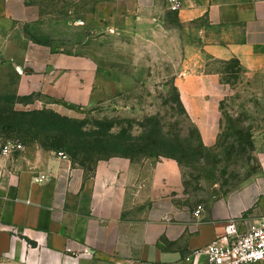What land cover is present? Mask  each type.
<instances>
[{
	"label": "crops",
	"instance_id": "obj_1",
	"mask_svg": "<svg viewBox=\"0 0 264 264\" xmlns=\"http://www.w3.org/2000/svg\"><path fill=\"white\" fill-rule=\"evenodd\" d=\"M130 10L151 30H166L176 15L213 59L264 72V0H182L179 11L168 0H131ZM3 11L5 22L18 25L5 23L1 45L23 71L18 95L90 106L121 86V78L100 71L87 55L27 41L20 28L26 0H5ZM218 83L212 73L177 79L180 100L208 142ZM42 103L64 113L54 101ZM58 153L29 146L0 159V264H204L196 251L226 235L231 220L246 230L264 217V170L197 215L175 199L181 166L173 158L113 156L88 171ZM85 248L90 254L81 253Z\"/></svg>",
	"mask_w": 264,
	"mask_h": 264
},
{
	"label": "rangeland",
	"instance_id": "obj_2",
	"mask_svg": "<svg viewBox=\"0 0 264 264\" xmlns=\"http://www.w3.org/2000/svg\"><path fill=\"white\" fill-rule=\"evenodd\" d=\"M4 3L0 0V138L46 150L59 145L74 163L92 171L100 159L127 154L124 141L152 131L157 153L172 155L181 166L177 203L193 210L215 206L264 170V72L247 73L235 59H213L196 43L194 28L181 25L176 15L163 25L168 31H161L129 14L131 0H26L28 18L20 28L27 41L87 55L100 71L122 79L100 103L81 106L17 94L23 71L9 62L1 45L5 23L18 25L5 22ZM190 72L218 75L212 142L180 100L177 79ZM53 101L64 113L42 103ZM43 110L69 118L80 134L60 138V124L48 130L37 125L33 113ZM163 154L131 152L130 157L169 158Z\"/></svg>",
	"mask_w": 264,
	"mask_h": 264
},
{
	"label": "built area",
	"instance_id": "obj_3",
	"mask_svg": "<svg viewBox=\"0 0 264 264\" xmlns=\"http://www.w3.org/2000/svg\"><path fill=\"white\" fill-rule=\"evenodd\" d=\"M172 11H179L182 0H168ZM25 149L22 142L16 140H4L0 138V159L12 158ZM62 158L69 156L59 151ZM202 209L196 211L197 215ZM73 251V249H68ZM82 254H90L88 248L83 249ZM203 255L204 264H264V217L255 226L242 230L237 219H233L227 226L226 235L220 237L202 249L196 251Z\"/></svg>",
	"mask_w": 264,
	"mask_h": 264
},
{
	"label": "trees",
	"instance_id": "obj_4",
	"mask_svg": "<svg viewBox=\"0 0 264 264\" xmlns=\"http://www.w3.org/2000/svg\"><path fill=\"white\" fill-rule=\"evenodd\" d=\"M33 114L37 116L36 117L38 119L37 125L43 126L44 128L47 127V130L50 128L51 129L55 128L57 126V123L60 124L58 127L59 128L58 131L60 132L59 134H61L59 136L60 138H67L73 134H80V132H78L77 130H75V128L70 126V123L72 121L67 117H62L61 115H59L57 113H54L52 111H47V110L35 111ZM20 119H24V117H21ZM148 135L143 136L141 138L130 139V141H128V142L124 141L121 145L125 146V148H126L125 151L127 152V154H125L123 156L130 157L131 152H144V153L146 152V153H149L150 155L155 154L157 156L163 154V153H157V148H158L159 144L154 139L153 132L149 131ZM59 148H60L59 145H54L52 147V149L55 151H59ZM164 156L169 157V158H173L172 155L167 154V153H165Z\"/></svg>",
	"mask_w": 264,
	"mask_h": 264
}]
</instances>
